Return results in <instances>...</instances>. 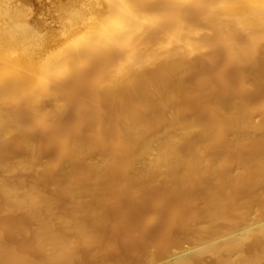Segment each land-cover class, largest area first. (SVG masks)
I'll return each mask as SVG.
<instances>
[{"label": "bare ground", "instance_id": "6f19581e", "mask_svg": "<svg viewBox=\"0 0 264 264\" xmlns=\"http://www.w3.org/2000/svg\"><path fill=\"white\" fill-rule=\"evenodd\" d=\"M21 1L0 0V264H76L108 203L159 182L161 243L118 264H264V118L243 95L264 83V0H69L51 33ZM216 58L240 85L199 120L185 103L217 86L185 77ZM18 213L24 247L6 238Z\"/></svg>", "mask_w": 264, "mask_h": 264}, {"label": "rangeland", "instance_id": "374dc122", "mask_svg": "<svg viewBox=\"0 0 264 264\" xmlns=\"http://www.w3.org/2000/svg\"><path fill=\"white\" fill-rule=\"evenodd\" d=\"M72 1V0H71ZM74 1V0H73ZM76 1L77 0H75L74 2L76 3ZM69 0H30V1H28V0H23V1H21V6H22V11H28V10H30L32 13H35L36 14V16H39V17H41V18H43L44 20H46L45 22L47 23V24H49V28H50V33L51 32H55V31H58V30H60V28H61V23H63V22H65V21H67V16H68V12H69V10H68V8H69ZM79 2V0L77 1V3ZM68 3V4H67ZM218 57L220 56V53L218 52ZM220 64H219V59L218 58H216V59H214V61H213V63H211V64H209L208 66L207 65H205V67L204 68H206V69H204L203 67H200L199 65L198 66H196V69H195V71H194V73H195V75H194V73L192 72V73H190L189 74V76L187 75L186 77H185V80H186V82H189V83H193V82H195L196 80H194V81H192L193 80V78H196V76H197V78H200L202 75V78H204V75L206 76L207 74L210 76L208 79H210L211 77L213 78H211V80L210 81H212L211 83H214V86L216 87V88H214V90H210L209 92L208 91H205V92H208L207 94L206 93H204V95H199L201 98H202V100H201V98L198 96V99L199 100H201L199 103H198V100L196 101L195 100V98L194 99H191V101H187L186 103H185V105H190V112H188V114H190V115H192L193 117H195L196 119H198L199 118V120L201 119H203V120H205L208 116H207V114H206V111L207 110H203V109H201L200 107L202 106V104H204L205 105V107L203 106V108H205V109H208L207 107H206V103L207 102H213V101H216L217 99H218V97L217 96H219L220 97V99H222L221 97H224V96H226L229 92H230V90L231 89H233V85H235V88H238L237 86H239L240 84H238L237 85V83L239 82L240 83V81H239V78H238V76H237V70H236V68L235 67H229L230 69L232 68V69H234L233 70V73L232 74H234V76L231 74V76H230V74H229V76H230V78L231 79H228L227 80V78H228V76L227 75H225L224 73H227V71H231V70H228V68L226 69V71L225 72H222L223 71V69H221V67L219 66ZM202 68V69H201ZM219 69V70H218ZM221 70V71H220ZM225 70V69H224ZM216 71V72H215ZM208 72V73H207ZM213 73V74H211V73ZM235 72V73H234ZM202 73V74H201ZM221 73V74H220ZM191 74H193L194 76H191ZM208 75H207V77H208ZM215 75V76H214ZM216 75H218V76H216ZM221 75V76H220ZM225 75V76H224ZM200 76V77H199ZM226 76H227V78H226ZM236 76V77H235ZM192 77V78H191ZM219 77H221L220 78V80H219ZM223 77H225L224 79H226V80H224L223 79ZM235 77V78H234ZM192 80H191V79ZM206 78V77H205ZM187 79H190V81L189 80H187ZM237 79V80H236ZM222 80V81H221ZM226 81V82H225ZM234 82V83H236V84H233L232 82ZM238 81V82H237ZM226 84H225V83ZM223 83L225 84V88L223 87ZM232 83V84H231ZM220 85V86H219ZM237 85V86H236ZM222 86V87H221ZM226 87H227V90H228V92H227V90H226ZM229 87V88H228ZM216 90V91H215ZM223 90V91H222ZM217 91H219V92H217ZM222 92V93H221ZM227 92V93H226ZM221 93V94H220ZM210 94V96H209V99H208V97H206L207 95H209ZM217 96H216V95ZM225 94V95H224ZM213 95V96H212ZM244 95V97L246 96V98H247V102L248 103H250L251 105H256V106H258V108H257V113H256V118H264V111H262L263 109L261 108V101H262V99H263V97H264V83L262 84V86H260V87H257V88H253V89H251V90H249V91H247L246 93H244L243 94ZM212 96V98H210ZM214 96H216V97H214ZM205 97V98H204ZM197 98V97H196ZM215 98H217V99H215ZM206 100V102H205V100ZM211 99V100H210ZM213 100V101H212ZM260 100V101H259ZM203 101V102H202ZM261 102L260 104H258L259 102ZM192 102H194V105H193V103ZM256 102H258L257 104H256ZM208 105H209V103H208ZM210 105H211V103H210ZM209 105V106H210ZM193 106V107H192ZM194 106H195V108H194ZM198 106V107H197ZM208 106V107H209ZM189 108V107H188ZM196 109H198L199 111H201L199 114H197L198 112H195L196 111ZM191 111H192V113H191ZM205 111V112H204ZM195 114H197V115H195ZM203 114V115H202ZM262 115V116H261ZM206 117V118H205ZM182 120V118L180 119V121ZM72 122V121H71ZM50 152H52V151H49V153ZM47 153V152H46ZM45 152H43L42 153V155L43 154H45V155H47V157H48V153L46 154ZM50 156H51V154H50ZM44 157V156H43ZM49 158H51V157H48L47 159H49ZM44 159H46L45 157H44ZM163 182V181H162ZM161 182H159V183H157L155 186H154V188L152 189V188H150L149 189V191H151V189L152 190H154V191H151V192H153L152 194H151V192H149L148 194L150 195H146V193H145V195L146 196H143L142 197V199L140 200V199H138V200H135V201H133V200H131V202H130V200H128V198L126 197L125 199L124 198H121L120 199V201H119V198L117 199L116 198V200H113V203L111 202V203H108L106 206H105V209H106V212H107V214H108V221H107V223H106V225H105V228H104V230L105 231H103V239H101V243L99 242V244L97 245L98 247L96 248V253L95 254H91V252H90V254H89V251L88 250H85V249H83V248H80L79 250H78V255H80V257H79V259H78V262L76 263V264H100V263H102V264H105L106 262H107V264H118V263H124V262H135L134 260H136L134 257H137V260H138V253H142V252H138V251H140L141 249H142V251H144L145 250V248H146V245H147V243L148 242H151V240L152 239H154L153 240V243H156L157 245H160L159 243H161V239H160V236L162 237L163 235H164V233H163V230L165 231V227H162V225L164 226L165 224H166V221L165 220H167L168 219V213L170 212L171 213V210L167 213V210H169V209H171L170 207L168 208V209H166L165 207H168V206H171L170 205V203H168L169 201L166 199V202L165 203H168L165 207L163 206L165 203H164V201H165V199H164V201L162 200L161 201V195H162V193L160 192V191H162V189H163V191H164V187H162V189L160 188V184ZM162 186V185H161ZM215 186V185H214ZM217 186V187H216ZM215 186V188H218L219 190H221L220 189V187L218 186V184ZM157 188V189H156ZM147 192H148V190H147ZM158 192V193H157ZM165 193V192H164ZM163 193V194H164ZM114 194V192H109L108 193V195H109V197H111V198H115V195H113ZM159 194V195H158ZM257 194V189H255V190H252V191H244L243 192V195L244 196H246V197H254L255 195ZM152 195H155V196H152ZM157 195V196H156ZM165 195V194H164ZM160 196V197H159ZM163 196V195H162ZM166 196V195H165ZM191 196V197H190ZM158 199V197H159V199H158V201H157V199ZM189 197V200H191L192 199V195H188L187 196V198ZM143 198H146V199H151L152 200V202L151 203H148L149 201L148 200H146V199H144V201H143ZM161 198V199H160ZM129 199H131V198H129ZM176 199H177V201L175 200V202H178V203H176L177 205L179 204V200H180V197H177L176 196ZM122 200V201H121ZM127 200V201H126ZM144 202V203H143ZM155 202V203H154ZM156 202H157V204L158 203H160L161 204V208H162V210H161V208H159L160 207V204H158L159 205V207H157V205H156ZM163 202V203H162ZM119 203H121V204H119ZM112 207H111V206ZM155 205H156V208H155ZM115 209V210H114ZM159 209V210H158ZM160 211L159 212V219L157 220V222H154L153 224H146V220H147V218L150 216V215H152V214H154L156 211ZM161 213V214H160ZM170 213H169V215H170ZM137 214H138V216H139V218L140 219H138V218H136L137 217ZM120 215V216H119ZM166 217H167V219H166ZM126 219H128L127 220V222H125L126 221ZM125 220V221H124ZM122 221V222H121ZM19 222H21V223H19ZM23 222H28L29 223V221H28V219H26V216L24 215V214H22V213H18L17 215H15L12 219H11V223L13 224H11L10 223V226H12V227H14V228H12V231L9 233V234H7V236H6V238L8 237L9 239H7L9 242H11V243H14V244H16V245H18V246H20V247H24L26 244H27V241L29 240V237L28 236H23V238L25 239H23L21 236H19L18 235V233H19V230H18V228L20 227V225L23 223ZM145 222V224H143ZM124 223H130V224H124ZM143 224V226H142V224ZM17 224H19L17 227L16 226H14V225H17ZM123 224V225H122ZM122 225V226H121ZM128 225H130L129 227L130 228H132V227H134V228H136V230L133 228L132 230H130L129 228H128ZM145 225V226H144ZM151 225H153V226H151ZM124 226V227H123ZM132 226V227H131ZM126 227H127V230L126 231H129V232H131L130 234H129V232L127 233L126 231H124L125 229H126ZM141 227V229H140V231H142V233H140V231H138L139 230V228ZM143 227H145V234H143L144 232H143ZM160 227L162 228V230H159L160 229ZM16 228V229H15ZM154 228V229H153ZM164 228V229H163ZM15 229V230H14ZM110 229V230H109ZM138 229V230H137ZM149 229H151V232H150V230ZM134 230L137 232V234L140 236V238L138 237V240H136L137 238H134L135 239V241L133 240H130V238H132L133 239V237H136V236H138L136 233H133L134 235H132L131 236V234H132V232H134ZM152 230H153V232H152ZM108 231V232H107ZM154 231H155V234H153L154 233ZM157 231V232H156ZM158 231H160V232H158ZM14 232V233H13ZM18 232V233H17ZM12 233V234H11ZM114 233V234H113ZM129 234L130 235V237H125L126 236V234ZM151 233V234H150ZM160 234V233H162L161 235H157V234ZM110 234V235H109ZM118 234V235H117ZM123 234H125V236H123ZM140 234H142V237H141V235ZM147 234H149L148 235V238H146L147 240H149V237H150V239L151 240H149V241H147L146 240V242H145V237H147ZM118 237H117V236ZM136 235V236H135ZM153 235L156 237H154L153 238ZM121 236H123L122 238H121ZM128 236V235H127ZM158 236V237H157ZM19 237H21V239H23V240H21ZM110 237H111V239H110ZM117 237V238H116ZM124 237L126 238V240L128 241V242H130L131 243V241H132V244H134V248H133V245L132 244H127L129 247H130V245H131V247H132V249L133 250H130V251H128V253L130 252L131 254L129 255V254H127L128 256L126 257V253H124L126 250L125 249H127V248H129L128 246H124V247H126L124 250H123V248L121 247V243L123 244V242H125L126 240L124 239ZM114 238V239H113ZM144 238V240H142ZM20 239V240H19ZM106 239V240H105ZM110 239V240H109ZM118 239V240H117ZM121 239V240H120ZM129 239V240H128ZM140 239V240H139ZM12 240H14V241H12ZM120 240V241H119ZM144 241V245H143V242L142 241ZM156 240V241H155ZM15 241H17V242H15ZM18 241H20V243H21V241H22V243L20 244V243H18ZM24 241V242H23ZM114 241V242H113ZM118 241V242H117ZM122 241V242H121ZM126 241V242H127ZM160 241V242H159ZM119 242H120V244H119ZM140 242V243H139ZM186 242V241H185ZM117 244V245H116ZM125 244V243H124ZM123 244V245H124ZM125 244V245H126ZM146 244V245H145ZM189 245L190 243L188 242V243H185V245ZM120 246L121 247V249H119L120 247H117V246ZM115 246H116V248H115ZM138 247V248H137ZM141 249H140V248ZM144 247V248H143ZM99 248H100V250L101 251H99ZM136 250H138L137 252H136ZM80 251V252H79ZM131 251H134L135 252V255H132V254H134V252H131ZM99 252V253H98ZM122 254V255H121ZM120 257V259H118ZM125 258V260H123ZM126 258H128V259H126ZM109 259V261H106V260H108ZM112 259V260H111ZM118 261H117V260ZM104 260V261H103ZM115 260V261H114ZM122 260L124 261V262H122ZM137 260H136V262H137ZM102 261V262H101ZM114 261V262H113ZM110 262V263H109Z\"/></svg>", "mask_w": 264, "mask_h": 264}]
</instances>
